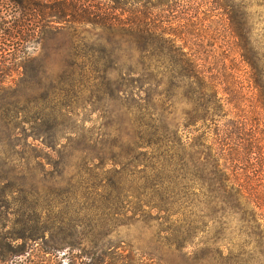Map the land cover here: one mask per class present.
<instances>
[{
    "label": "rangeland",
    "instance_id": "rangeland-1",
    "mask_svg": "<svg viewBox=\"0 0 264 264\" xmlns=\"http://www.w3.org/2000/svg\"><path fill=\"white\" fill-rule=\"evenodd\" d=\"M172 1L177 7L163 14H192V46L213 52L212 60L228 66L242 88L258 138L250 170L264 187V111L246 62L250 53L264 61V0ZM95 33L50 32L38 46H0V264H23V249L40 252L29 236L46 227L49 241L61 226L60 236L70 240L79 225L81 248H88L82 228L114 222L107 246L159 264H264V236L249 235L253 229L238 220L240 213L220 210L209 194L176 196L170 212L143 205L142 216L129 213L123 224L94 215L107 207L138 208L148 173L136 159L119 163L138 138L141 82L107 57L116 46L125 47L115 49V61L119 52L134 64L139 54L130 42L107 44V34L99 40ZM69 67L87 75L64 80ZM105 67L106 79L90 76ZM191 108L181 104L178 114ZM145 199L157 202L151 193Z\"/></svg>",
    "mask_w": 264,
    "mask_h": 264
},
{
    "label": "trees",
    "instance_id": "trees-1",
    "mask_svg": "<svg viewBox=\"0 0 264 264\" xmlns=\"http://www.w3.org/2000/svg\"><path fill=\"white\" fill-rule=\"evenodd\" d=\"M176 7L172 0H0V46H38L47 33L65 30L97 32L99 40L107 34V44L119 38L116 43L135 45L139 58L134 64L122 60L119 52L114 60L115 49L122 52L125 46L113 47L107 57L122 74L132 71L141 82L136 101L138 138L133 154H125L119 163L124 166L122 161L133 158L143 164L148 170L147 184L144 192H137L138 208H101L95 216L123 224L129 213L130 219L142 216L143 205L170 212V203L180 201L176 196L202 193L212 195L210 202L220 205V210L240 213L238 220L253 229H247L249 235L264 236V187L250 170L258 138L246 113L242 88L228 66L212 60L213 52L192 46V14H163ZM246 62L250 84L264 111V61L260 65L255 53H250ZM70 69L62 72L64 80L87 75ZM107 69L90 76L106 79ZM181 104L192 108L178 114ZM150 193L157 202L144 200ZM102 197L108 200L110 195ZM116 226L117 222L81 227L87 231L88 248H81L79 225L72 226L77 238L70 240L60 236L65 228L61 226L49 241L45 235L50 228L46 227L40 236H29L40 252L23 249V264H159L153 257H137L107 246ZM65 246L69 252L61 257L58 252Z\"/></svg>",
    "mask_w": 264,
    "mask_h": 264
}]
</instances>
